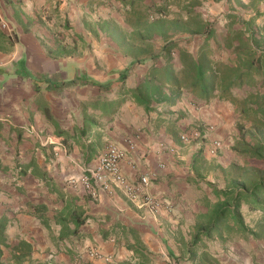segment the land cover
I'll return each mask as SVG.
<instances>
[{"label":"crops","instance_id":"crops-1","mask_svg":"<svg viewBox=\"0 0 264 264\" xmlns=\"http://www.w3.org/2000/svg\"><path fill=\"white\" fill-rule=\"evenodd\" d=\"M163 2L0 0V13L13 29L12 36L0 29V219L5 218L9 244L20 239L31 244L23 264H141L111 238L120 224L133 227L145 244L150 260L143 264H196L186 259L181 238L191 239L203 196H214L206 182L188 179L191 159L218 137L223 148L207 159L226 166L237 114L215 97L196 106L188 93L174 103L151 102L149 111L136 101L133 90L163 58L128 51L111 30L131 31L132 10L146 15L149 4ZM167 7L169 19L179 12L176 4ZM197 10L219 32L226 31L230 13L253 17L254 28L264 24V0H202ZM150 39L155 53L166 39L191 51L200 41L184 32ZM202 124L215 128L189 144L180 142L182 128ZM157 140L177 146L178 154L157 153ZM108 142L127 150L122 162L127 178L151 173L150 191L170 202L169 210L154 215L118 189L91 198L79 182H69ZM161 161L166 166L159 169ZM204 180L224 187L219 173ZM207 244L222 264H264V241L214 237ZM89 247L111 261L93 258ZM8 256L4 249L3 258Z\"/></svg>","mask_w":264,"mask_h":264},{"label":"trees","instance_id":"trees-1","mask_svg":"<svg viewBox=\"0 0 264 264\" xmlns=\"http://www.w3.org/2000/svg\"><path fill=\"white\" fill-rule=\"evenodd\" d=\"M201 2L164 0L160 5L149 4L146 15L132 10L127 17L133 24L131 31L114 29L111 34L128 51L147 54L149 58L160 54L163 58L162 64L149 67L133 90L136 101L144 103L147 111L151 102L174 103L188 93L196 106L215 97L230 103L237 114L238 135L231 146L242 160L222 166L208 160L203 147L192 156L193 175L188 179L206 182L214 199L203 196V211L195 216L191 239L185 242L181 238L187 260L222 264L208 250V240L218 237L223 241L238 238L264 241V24L254 28L253 17L243 20L230 13L226 31L219 32L215 21L205 19L197 10ZM171 3L179 6V12L169 19L167 6ZM178 32L200 39L195 51L179 46L178 40L166 39L160 51L154 52L151 35L167 38ZM215 173L222 176L223 188L204 180ZM4 230L2 217L0 264H23L31 255V244L24 239L9 244ZM111 238L131 249L141 264L150 260L133 227L120 224L119 232ZM4 249H9L6 259Z\"/></svg>","mask_w":264,"mask_h":264},{"label":"built area","instance_id":"built-area-1","mask_svg":"<svg viewBox=\"0 0 264 264\" xmlns=\"http://www.w3.org/2000/svg\"><path fill=\"white\" fill-rule=\"evenodd\" d=\"M0 29L7 35L12 36L13 29L7 19L0 13ZM213 124H202L193 127L182 128L178 134L182 144H189L208 132L214 130ZM135 133L134 137H138ZM128 145L133 148L132 139L127 140ZM223 148V140L218 137L210 138L203 147L204 155L208 158H215ZM156 152H167L178 154L177 146L167 141L157 140ZM127 157V150L114 142H108L103 150L95 157L92 165L87 166L77 179L71 178L69 182H79L83 190L91 198H96L100 192L113 193L114 189L121 191L135 206L148 210L154 215L171 208V203L163 197L150 191L151 173H139L136 179L131 180L122 171V162ZM133 166V165H132ZM166 164L161 161L157 164L159 169ZM15 169H18L17 167ZM89 255L93 258L111 261L110 255L103 254L96 247H89ZM81 254V253H80ZM79 254V255H80Z\"/></svg>","mask_w":264,"mask_h":264},{"label":"rangeland","instance_id":"rangeland-1","mask_svg":"<svg viewBox=\"0 0 264 264\" xmlns=\"http://www.w3.org/2000/svg\"><path fill=\"white\" fill-rule=\"evenodd\" d=\"M210 5L209 4H205L204 5V13H205V15L206 16H208V14H207V8L209 7ZM210 18H212V16H209ZM236 121V120H235ZM238 132H237V129H236V127H235V130L234 131H232L231 132V135H230V137H229V139H230V144H228L227 145V148H228V158H226L225 159V161L226 162H231V161H234V160H240L241 158L233 151V149H232V146H231V143H233V139H234V137L235 136H237L238 134H237ZM242 160V159H241ZM224 161V162H225Z\"/></svg>","mask_w":264,"mask_h":264}]
</instances>
